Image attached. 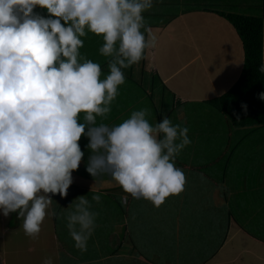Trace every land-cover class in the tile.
<instances>
[{
	"label": "clouds",
	"instance_id": "9594fccd",
	"mask_svg": "<svg viewBox=\"0 0 264 264\" xmlns=\"http://www.w3.org/2000/svg\"><path fill=\"white\" fill-rule=\"evenodd\" d=\"M152 7L153 0H0V214L16 213L26 236H38L53 196H67L84 157L82 136L94 179L108 176L154 207L184 190L186 176L175 160L191 143L187 127L167 116L153 125L149 108L118 125L97 123L125 83L122 70L155 47L156 38L141 31L142 14ZM88 33L102 36L98 51L111 58L104 79L100 65L80 53ZM91 201L99 204L101 196ZM65 211L74 247L84 252L98 213L85 195Z\"/></svg>",
	"mask_w": 264,
	"mask_h": 264
},
{
	"label": "rangeland",
	"instance_id": "374dc122",
	"mask_svg": "<svg viewBox=\"0 0 264 264\" xmlns=\"http://www.w3.org/2000/svg\"><path fill=\"white\" fill-rule=\"evenodd\" d=\"M240 1L241 0H236L237 3ZM174 2H176V0H153V7L142 14L145 24L153 21L154 23L160 22V24L163 25L167 24V27L165 29L153 27V29L149 31V34L145 32V29H141V31L145 32L147 39L151 37L156 38L155 47L146 48L141 61L132 65V76L142 87L125 79V83L120 89V97L117 96V100L118 103H121L120 108H122V110H124L125 104L127 107L130 106V109H126L129 111L127 117H129L133 111L149 108L152 114L147 118L153 119L152 116H156L155 113L158 111L161 113V117L167 116L173 123V119L177 116V113L173 112V108L174 111H176V109L178 110L181 106L174 103L172 99L173 95L175 94L181 100L182 98L180 96L187 97L188 101L183 103L185 107L182 110L187 111L186 114L190 118H193L192 122L194 126L201 127V124H207L208 127L209 125L211 126L209 129L212 130V132H217L218 139L214 140V146L216 147V152L219 153V150H222V139L225 131V128H222L223 125L217 124L220 117L219 112L205 103L194 102V98L207 97L210 94L209 92L211 89L206 86V84H209V80L212 82V85L214 84L213 89L217 91V93L223 90L226 82L217 79V77L222 78V75L216 74L213 68L211 70V67L223 70L225 68L223 65L227 66L228 64L212 63L211 55H215L217 62H219L218 58L223 54V51L230 50L232 54H239L240 51L237 48L238 43L242 45L241 40L238 35L239 42H236V40L234 41L232 36L227 35L231 37L230 41H227L229 45L228 49L220 47L223 45L224 40L216 39L214 41L218 42L216 43L218 46L217 51L209 53L213 42V36H216V31L212 32L211 26L206 27V25L202 23V21L206 20V14L201 11L190 12V14L188 12L186 13L187 15L182 17V20L176 15L173 17H178L176 20L170 18L172 13L177 14L180 10L184 9L186 4H189V6L205 5L225 7L226 0H187V2L184 3L185 5L173 4ZM236 10L239 12L246 11L244 8ZM34 11L42 15L40 10ZM150 13H154L156 16L149 15ZM157 14H159V16ZM169 21H171L170 24ZM226 22L228 21L226 20ZM87 35H92L94 37L84 41V53H81V55L85 58L91 57L90 60L100 64L104 60V56L100 55L98 51L103 43L102 36H97L92 33ZM94 39L99 42L98 45L92 43ZM211 49L214 48L211 47ZM218 50H220L219 53ZM196 51H199L201 55L192 60ZM110 59V57H105V61L107 62ZM237 63L236 59L232 68L238 66ZM123 72L125 73L126 70L124 69ZM212 75L214 76L212 77ZM228 82L229 80H227V83ZM212 97H214V95L209 98ZM182 101L185 102L184 100ZM256 130L257 131H255L252 136L259 137L263 141L261 145L262 155L259 157L263 158L264 126ZM190 138L192 137H189V139ZM190 145L192 144L190 143L185 148L193 150ZM242 145L243 147H249L247 142ZM193 152L198 154V157H195L194 160L204 161L199 151L194 150ZM251 153L250 150L248 154ZM179 157L182 158L183 162L188 160V157L184 154L180 153ZM177 160H179L178 157L176 158V161ZM222 161L221 159L216 160L219 164ZM215 166L217 167V165ZM115 186H117V184L113 181L109 187L113 188ZM69 194L70 191H67V196L64 198H61L59 194L52 197L53 202L49 209V214L41 225L40 233L34 239L25 235L22 227L23 220H18L16 213H11L7 217L0 214V264H42V261L47 257H52L54 264H71L75 262H77V264L89 263L86 258L88 256H94L92 243V237L94 236L90 237L86 251L81 252L74 247V241L69 236L66 227L65 207L81 194L68 197ZM197 195L199 197V193H197ZM123 196L128 197L127 201L122 199V195L117 196L118 198L115 197V199H117V203H121L124 208V220L129 228L124 231V239L126 240L128 237L131 241L133 238L132 234L136 231L135 235L138 237L133 241L136 245H141L140 250L142 253L147 255L156 254L160 257L166 254L168 256L167 258L173 260L174 263L183 260V257L177 259L175 250L180 248L179 243L182 242L184 238L185 243L188 244V242H190V248H194L199 244L198 237L200 236L202 242H206V246H203L201 254H196L194 257L198 259L204 254L208 255L212 249V245L210 241L206 240L207 235L209 233H214V235L215 233H219L220 236V233H222L225 228V223L227 224L228 222L226 210L224 211L216 207H198L197 204V207H191L190 205H195L193 200L195 199V201H197V199L195 197L196 195L188 190H183L176 195H170L159 207H154L150 201L134 199L128 193H124ZM89 200L92 203V210L98 213L96 219V222H98L96 226L97 229L101 227L102 219L106 218L107 220L111 219L113 221V218H117L115 215V208L118 207V205L114 204L112 200L108 199L104 201V204L102 200L99 204L91 201V198H89ZM259 203L258 208L246 206L247 213H242V211L238 209L235 210L240 212L241 215L239 218H242L244 222L247 223L246 225L250 228L251 232L257 234L262 232L264 226V200L262 203ZM231 210L234 211V209ZM177 228L182 232H178L176 235ZM165 233L168 234V237L170 236L169 240H172L171 236L173 235L174 241H172V243L171 241L167 242V240H164L163 237ZM240 233H242V230L235 226L230 229L229 239L225 243L223 250L213 258L214 261L219 260L221 262H227V260L231 258L233 254L238 253L240 249L250 248L251 250L249 252L243 253L241 257L238 258L239 261L242 264L244 262L259 264L258 261L257 263L254 262V260H256L254 254L260 253V250L264 251V247L261 249L258 247V244L250 241L246 236H244L245 239L237 237ZM262 234H264V232ZM259 245L264 246V244ZM138 253L139 252H136L135 257L138 256ZM190 260L189 257V261ZM92 264L100 263L96 262ZM236 264H238L237 261Z\"/></svg>",
	"mask_w": 264,
	"mask_h": 264
},
{
	"label": "crops",
	"instance_id": "0c3cea01",
	"mask_svg": "<svg viewBox=\"0 0 264 264\" xmlns=\"http://www.w3.org/2000/svg\"><path fill=\"white\" fill-rule=\"evenodd\" d=\"M189 1V0H188ZM190 1H204V0H190ZM187 0H176L173 4H184ZM248 0H241L240 2H236V0H226L227 5H231L236 7V9H242L247 6ZM34 10H40L42 12V15L47 16V12L45 9L36 8ZM203 12L206 14L205 21H202L203 24L206 25V27L211 26L212 32L216 31V36H213L211 47L214 49L209 50V53H214L217 51V45L214 40H224L223 45L220 47L228 48L229 45L227 41H230L232 36V39L236 42H239V39L237 37V33L233 26L226 22V19L219 16L215 12L211 11H204V10H194L190 12ZM189 12V14H190ZM188 12H183V10H180L177 14L172 13L171 15H176L179 17L180 20H182V17L187 15ZM188 14V15H189ZM264 14V13H263ZM176 18H172L176 20ZM171 20V19H170ZM172 21V20H171ZM169 21V24L171 23ZM167 25V24H166ZM157 26V29H165L167 26ZM153 29V27H150L146 30V33L149 34V31ZM90 34V33H88ZM94 36H86L82 37L81 39L83 42L87 39H92ZM174 40V38H173ZM92 43L95 45H98L99 42L97 40H92ZM242 44V43H241ZM84 45V43H83ZM239 54H232L229 51H223V54L220 55L219 62H217V59L215 55H211V61L212 63H218V64H228L223 70L211 67V70L213 68L214 72L216 74H221L222 78H218L219 80L226 82L225 87L223 90H221L220 93H217L213 89L214 84L212 85V82L209 80V84H206L208 88H210V94L207 97H199L194 98V102L198 103H204L205 100L211 99L210 96L214 95V97L222 94L226 90H228L233 83L237 80L241 68H242V62H243V48L240 43H238ZM220 50H218L219 53ZM233 52V51H232ZM80 53H84V47L80 49ZM200 52L196 51L194 53V56L192 60H194L196 57H199ZM88 59H91V57H87ZM237 59V65L235 68H232L234 61ZM103 65L105 66L103 68L108 67V62L105 61V57L103 60ZM100 63L99 65H102ZM232 63V65H231ZM263 63H264V24H263ZM185 64V63H184ZM230 64V65H229ZM109 72H101L100 78H105ZM214 75H212L213 77ZM227 80L229 82L227 83ZM180 96V95H179ZM120 97V94L118 95ZM117 97V98H118ZM183 102L178 96L175 94L173 95V101L177 105H181L179 109L173 112L177 113V116L175 119H173V124H179L181 127H187L189 129L188 136L192 137L190 138L191 144L190 147L193 150L184 149L181 154H184L188 157L187 161L182 160L181 157L178 156L179 160H175V166L182 169L185 176H186V184L184 185V190H188L192 192L194 195H196L197 201L195 199L193 200L195 205L191 207H216L223 209L224 211H227V218L228 222L225 223V228L222 233H209L206 237L207 241H210L212 245V249L210 253L202 255V257L196 259L194 257L196 254H201L203 250V246H206V242H202L201 237H198L199 244L196 245L194 248H190V242L185 243V238L182 242H180V248L178 250H175V255L177 257H183V260L181 262H176L175 264H236V261L238 264H242L238 258L241 257L243 253L249 252L250 248H242L238 251V253H235L227 260V262H221L219 260H213V258L218 255L224 248L225 243L229 239V232L232 227H236L238 229L242 230V233H240L237 237L241 239L248 238L250 241L254 242L255 244H258V247L263 249L264 244L263 240L256 239L249 234H247L242 228L239 227V225L234 221L233 218H230L228 216L229 209H238V208H246L249 206H254L252 208H258L259 202H263L264 200V156L261 157V149H262V143L263 141L259 137L252 136L255 131H257V128H236L232 127L224 114H221L219 112V122L218 125H223L222 128H225L224 131V137L222 139V150H219V153L216 152V147L214 146V140L218 139L217 132H212V130L209 129L211 127L206 124H201V127L194 126V123L192 122L193 118H190L185 110H182L185 106L183 103H186L188 101L187 97L180 96ZM116 100L111 104V112L107 115L106 119H103L101 117H97V123H106L110 126L112 125H118L121 123L124 119H127V115L129 114V111L126 109H130V106L127 107L125 104L124 110H122L121 103H118V100ZM213 98V97H212ZM127 107V108H126ZM160 111V108H159ZM157 114H159L160 119L162 118L161 113L156 111ZM153 119H149V122L151 124H155L159 122L156 117L153 115ZM80 119L83 121V113L80 114ZM221 127V126H220ZM218 127L219 129H222ZM212 132V133H211ZM247 142L249 144V147H243V143ZM88 143V140L86 137L82 136L79 144L81 147V150L84 152V157L82 158V161L80 163V166L78 170L74 171L72 173L73 177V184L78 186V190L82 189H90L94 191L109 189L111 183L113 182L110 177H107L106 179H99L97 178H91L92 176L83 175L80 174L81 171L84 170V174H86V163L87 158L89 155L88 149L85 147ZM252 143V144H251ZM197 150L202 155V159L204 161H197L194 160L195 157H198V154L194 153L193 151ZM201 150V151H200ZM251 150V154L250 153ZM260 152V153H259ZM217 159L223 160L220 164L216 162ZM256 160V161H255ZM262 161V162H261ZM217 165V167L215 166ZM263 184V185H262ZM187 187V189H186ZM73 190L70 191L71 195H74ZM199 193V197L197 195ZM124 195V194H123ZM122 199L124 201H127L128 197L123 196ZM67 197V198H68ZM197 204V205H196ZM235 223V224H234ZM234 225V226H233ZM128 226L126 225V229ZM129 229V228H128ZM178 232H182L179 230V228L176 229V235ZM136 233V231H135ZM134 233V234H135ZM133 235V234H132ZM175 235V236H176ZM138 237V236H137ZM136 237V238H137ZM165 237V236H164ZM163 237V238H164ZM135 238V239H136ZM170 236L167 237V241L169 242ZM171 243L174 241L173 235L171 236ZM216 240L215 244L213 240ZM140 245V244H139ZM188 255V256H187ZM263 255V256H262ZM190 257V261H189ZM254 257L256 260H254L255 263L257 261L259 264H264V251L260 250V253L254 254ZM186 258V259H185ZM243 262V261H242ZM243 264H249V262H244Z\"/></svg>",
	"mask_w": 264,
	"mask_h": 264
},
{
	"label": "trees",
	"instance_id": "16d2710c",
	"mask_svg": "<svg viewBox=\"0 0 264 264\" xmlns=\"http://www.w3.org/2000/svg\"><path fill=\"white\" fill-rule=\"evenodd\" d=\"M246 4L247 6L244 8L246 11L243 12L237 11L236 7L231 5H227L225 7H214L205 5L189 6V4H184L185 7L182 10L183 12H190L194 10L215 12L219 16L225 18L235 29L241 40L243 48V65L241 72L237 80L228 90L216 97L205 100L204 103L211 106L221 114H224L228 123L232 127H236L238 129L253 127L252 129H259L264 126V100L260 99L259 95L260 93H264V72L259 70L260 67L264 65V0H248V3ZM149 15H154V13H150ZM157 15L159 16V14ZM174 16L175 15H170V18H173ZM157 26H163V24H160V22L154 23L152 21L145 24V29L147 30L150 27ZM104 66L105 64L103 65V63L100 65L101 72H109V68L107 66L106 68H103ZM125 70V79L142 87L141 84L132 76V66ZM121 87L122 85L118 88L119 94L121 93ZM155 114L156 119L160 121L159 114H157V112ZM80 174L88 175L87 171L86 174H84V170L81 171ZM107 177L108 176H102L99 177V179H106ZM72 189H74V196L81 194L85 195L89 199L93 195H100L103 204L104 201L109 199L112 200L114 204L118 205V207L115 208L116 219L113 218L112 221L111 219L107 220L104 218L102 219L101 227L99 229L95 227L92 235L94 236L92 237L94 256H88L86 258L89 261L88 264L96 262L100 264H175L173 260H169V258H167L168 256L166 254L161 256V258L156 254L147 255L142 253L140 250L141 245H136L133 241L137 237L135 234L132 235L133 238L131 241L128 237L126 240L124 239V231L126 229V223L124 220L125 213L123 212L124 208L121 203H117V199H115V197L123 195L125 192L119 185L109 189L94 191L90 189L78 190V186L72 183L68 190ZM235 210L237 209L234 208V211L230 209L228 211V216L233 218L239 227L247 234L264 241V234H262L264 232V226L260 234L251 232L250 228L246 225L247 223H245L242 218H239L241 215L240 212ZM238 210H241L242 213H247L246 208H238ZM97 224L98 222H96V226ZM164 236V240H167L168 234L165 233ZM213 242L215 244L216 240L214 239ZM136 252H139L137 257H135ZM71 264H77V262Z\"/></svg>",
	"mask_w": 264,
	"mask_h": 264
}]
</instances>
